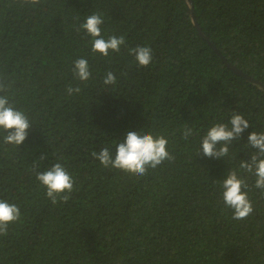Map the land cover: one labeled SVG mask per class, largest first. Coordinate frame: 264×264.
<instances>
[{"label":"trees","instance_id":"1","mask_svg":"<svg viewBox=\"0 0 264 264\" xmlns=\"http://www.w3.org/2000/svg\"><path fill=\"white\" fill-rule=\"evenodd\" d=\"M94 12L105 39L125 37L120 52L92 53L91 37L76 31ZM138 45L153 50L148 67L128 52ZM78 58L89 62L87 82L71 71ZM108 71L115 85L103 84ZM0 73L31 120L18 147L0 131V199L21 211L0 236V264H264L255 177L243 173L254 207L245 220L232 219L218 183L256 151L249 133L264 131V0H0ZM70 84L81 92L69 95ZM233 111L250 127L229 155L198 153ZM185 127L198 134L182 139ZM142 128L168 138L174 161L137 177L91 156ZM34 161L36 171L60 162L73 175L66 203L46 197Z\"/></svg>","mask_w":264,"mask_h":264},{"label":"clouds","instance_id":"2","mask_svg":"<svg viewBox=\"0 0 264 264\" xmlns=\"http://www.w3.org/2000/svg\"><path fill=\"white\" fill-rule=\"evenodd\" d=\"M26 5L37 6L41 0H22ZM104 23L103 16L94 12L79 25L76 31L83 30V35L91 37L92 53H100L108 57L110 52H120L121 46L126 40L123 35L109 36L107 39L102 35L101 25ZM152 48L148 46H136L129 48V54L133 55L138 66L148 67L153 60ZM74 78L87 82L92 77L89 62L86 58H78L73 62L71 69ZM117 77L112 71H108L103 78L104 85H115ZM12 83L8 77L0 73V131L5 145L19 146L23 144L31 127V120L27 113L15 106V101L10 98L9 92ZM69 95L80 93L81 87L71 84L66 88ZM250 127L249 120L240 112L233 111L227 122H216L210 126L201 138L200 148L206 157L223 158L229 155L230 145L233 140H239L241 134ZM198 134L191 127H185L182 139L187 140L190 136ZM169 140L164 135H156L142 129L127 131L122 141L115 145V152L105 146L98 152L92 151L91 156L100 161L104 168H115L137 177L145 176L149 169H156L164 161H174L175 157L168 150ZM247 144L256 149L250 159L241 160L238 168L228 171L222 181H218L221 189L223 205L231 209L232 219L245 220L254 211L253 202L249 196V182L243 173L255 177L253 187L260 189L264 194V131H252L247 138ZM39 161L47 159L42 154ZM62 159V157H61ZM39 163L33 162L32 170L35 171L36 179L46 188V197L53 205L66 203L74 191V177L65 166L56 162L44 171H36ZM21 219V211L17 204L9 203L0 199V236L6 235L9 224Z\"/></svg>","mask_w":264,"mask_h":264},{"label":"water","instance_id":"3","mask_svg":"<svg viewBox=\"0 0 264 264\" xmlns=\"http://www.w3.org/2000/svg\"><path fill=\"white\" fill-rule=\"evenodd\" d=\"M190 3H191V0H188ZM191 13H192V18H193V21H194V24L197 26V28L199 29V32L202 36H204L206 39H208L204 33L202 32L200 26L198 25V22L196 21V18L195 16L193 15V10L191 9ZM210 42V41H209ZM214 46V45H213ZM223 60L226 62V65L231 68L233 71H235L237 74H240L242 75L243 77H245L247 80L255 83V84H260V82L256 79H254L252 76H250L249 74H246L244 72H242L240 69H238L234 64L230 63L227 61V59L223 58Z\"/></svg>","mask_w":264,"mask_h":264}]
</instances>
